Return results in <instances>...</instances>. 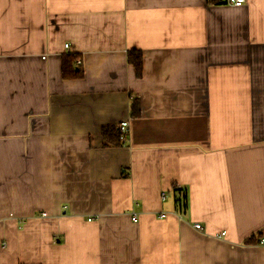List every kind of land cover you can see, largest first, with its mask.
<instances>
[{
  "label": "crops",
  "instance_id": "obj_1",
  "mask_svg": "<svg viewBox=\"0 0 264 264\" xmlns=\"http://www.w3.org/2000/svg\"><path fill=\"white\" fill-rule=\"evenodd\" d=\"M19 263L264 264V0H0V264Z\"/></svg>",
  "mask_w": 264,
  "mask_h": 264
},
{
  "label": "trees",
  "instance_id": "obj_2",
  "mask_svg": "<svg viewBox=\"0 0 264 264\" xmlns=\"http://www.w3.org/2000/svg\"><path fill=\"white\" fill-rule=\"evenodd\" d=\"M207 4L210 5H217L224 2V0H206ZM143 52L142 50L138 49H130L127 51L126 60L134 67L135 75L137 77H141V72L143 68ZM77 60V55L74 53H66L62 57V77H71V76H79L81 71V66L78 64L75 65V61ZM131 107V115L132 117H138L140 113V105L139 99L134 97L130 101ZM119 127L107 125L101 128V136H103L105 145L112 144V143H120L119 141ZM172 191L177 193V198L175 200V207L180 215H183L188 206H187V195L186 193L179 192L176 189V185L172 184ZM255 242V236L251 235L247 239H245V244ZM19 264H39V263H19Z\"/></svg>",
  "mask_w": 264,
  "mask_h": 264
},
{
  "label": "built area",
  "instance_id": "obj_3",
  "mask_svg": "<svg viewBox=\"0 0 264 264\" xmlns=\"http://www.w3.org/2000/svg\"><path fill=\"white\" fill-rule=\"evenodd\" d=\"M226 2L234 7H240L241 5H243V3L245 2V0H226ZM68 44L65 43L64 48H67ZM77 64H80L78 61L76 62ZM126 122H122L121 125L119 126V140L123 141L125 139V133H126ZM162 198H164L166 196L165 192H162ZM44 215V213H42ZM162 216H164V214H162ZM137 218V214L136 212H132L131 213V219L133 221H135ZM194 229L201 231L203 228L201 226L200 223L195 222L193 224ZM220 234L224 235V232H220ZM260 243H263V240L260 241Z\"/></svg>",
  "mask_w": 264,
  "mask_h": 264
}]
</instances>
